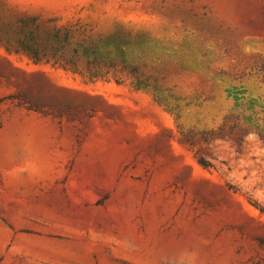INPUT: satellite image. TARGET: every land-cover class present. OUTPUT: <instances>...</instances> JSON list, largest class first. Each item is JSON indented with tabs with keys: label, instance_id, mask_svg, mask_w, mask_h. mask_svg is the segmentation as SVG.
I'll list each match as a JSON object with an SVG mask.
<instances>
[{
	"label": "rangeland",
	"instance_id": "rangeland-1",
	"mask_svg": "<svg viewBox=\"0 0 264 264\" xmlns=\"http://www.w3.org/2000/svg\"><path fill=\"white\" fill-rule=\"evenodd\" d=\"M0 264H264V0H0Z\"/></svg>",
	"mask_w": 264,
	"mask_h": 264
},
{
	"label": "trees",
	"instance_id": "trees-1",
	"mask_svg": "<svg viewBox=\"0 0 264 264\" xmlns=\"http://www.w3.org/2000/svg\"><path fill=\"white\" fill-rule=\"evenodd\" d=\"M61 33V35H59ZM89 30L86 25L80 22L70 23L60 28L54 38L61 36V40L57 41V48L48 55H31L34 63H51L53 66L60 67L69 71L86 82H95L98 79H112L116 83L122 82V76H126L130 80V85L140 88L146 81L140 74L138 68L128 69L127 67L117 68L111 61L100 57H91L84 50L91 44L79 41L72 42V35L77 33L84 37ZM89 44V45H88ZM88 45V46H87ZM145 87V85H143ZM202 164V163H201Z\"/></svg>",
	"mask_w": 264,
	"mask_h": 264
},
{
	"label": "bare ground",
	"instance_id": "bare-ground-1",
	"mask_svg": "<svg viewBox=\"0 0 264 264\" xmlns=\"http://www.w3.org/2000/svg\"><path fill=\"white\" fill-rule=\"evenodd\" d=\"M20 130V129H19ZM13 134H14V128L12 127V126H7L6 127V129H5V141H6V143L11 147V149L12 150H14L16 147H17V141L16 140H14V136H13ZM19 149V148H18ZM11 150V151H12ZM10 151V150H9ZM10 153H12V152H10ZM9 153V154H10ZM13 153H14V151H13ZM13 153H12V155H13ZM15 154V153H14ZM11 155V154H10Z\"/></svg>",
	"mask_w": 264,
	"mask_h": 264
}]
</instances>
